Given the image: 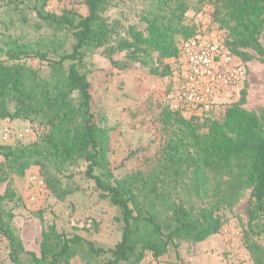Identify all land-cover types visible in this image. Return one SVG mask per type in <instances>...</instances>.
<instances>
[{"label":"trees","instance_id":"trees-1","mask_svg":"<svg viewBox=\"0 0 264 264\" xmlns=\"http://www.w3.org/2000/svg\"><path fill=\"white\" fill-rule=\"evenodd\" d=\"M29 1L35 7L39 0ZM112 1L82 0L80 8L63 10L61 16L35 7L41 20L67 29L72 36L71 51L58 55L56 60L32 53L27 45L16 41L0 49L4 56L0 59V119L28 121L44 132L36 146H0V156L12 163V170L18 175L30 163L45 170L48 162L59 174L84 163V176L93 181L99 198L108 200L119 211L120 240L113 247L104 248L50 226L42 231L36 256L24 250L0 211V235L8 242L11 263L23 264L22 256H29L27 264H69L75 256L82 255L85 264L97 260L100 264H140L147 254L158 259L173 251L177 262L172 264H184L178 255L179 243H199L218 234L225 212L249 190L245 244L254 263L264 264V248L252 240L264 236V114L257 116L240 107L245 90L236 103L224 107L219 120L212 114L186 118L166 106L161 112L162 122L176 130L159 160L164 162L160 176L139 170L118 180L111 174L106 158L107 131L94 121L90 83L86 74L79 71L84 51L103 48L108 57L126 52L127 62L110 58L111 66L120 69L127 68L129 62L140 61V53H153L156 58L149 73L166 77L173 70L165 61L176 62L179 55L181 43L177 38L188 40L196 36L184 24L187 10L182 2L147 0L139 18L145 24V33L128 26L126 38L113 39L123 26L106 22L101 15ZM45 2L42 0L43 6ZM209 3L214 9V21L227 31L224 44L229 51L243 63L251 59L246 50L262 59L264 0ZM30 59L44 61L49 69L47 76L27 66ZM65 63H69L67 68ZM34 156H43V161L32 162ZM149 165L154 166V162ZM100 169L107 172L105 179L96 174ZM45 183L58 200L75 191L62 187L52 174L45 177ZM6 199V194H0V205Z\"/></svg>","mask_w":264,"mask_h":264},{"label":"rangeland","instance_id":"rangeland-1","mask_svg":"<svg viewBox=\"0 0 264 264\" xmlns=\"http://www.w3.org/2000/svg\"><path fill=\"white\" fill-rule=\"evenodd\" d=\"M186 7L184 24L193 29L196 36H217L224 41L227 31L221 28L213 16V6L209 0H179ZM82 0H42L36 1V8L61 16L63 10L80 8ZM147 0H114L102 12L106 22L123 26L113 39L126 38V28L134 26L145 33V24L139 21L140 11ZM43 6V7H42ZM33 1L0 0V49L10 41L27 45L32 53L45 54L56 60L60 54L71 51L73 39L70 31L41 20ZM195 36V37H196ZM193 38V37H192ZM181 43V37L177 38ZM178 43V44H179ZM264 50V31L260 37ZM251 56L246 61L247 81L244 100L240 107L257 116L264 114V55L260 59L252 50L245 51ZM110 58L117 62H127V53H115L110 57L103 48H87L83 53L79 68L90 83L91 110L95 123L107 131L108 168L115 179H122L143 170L160 176L159 161L165 155L167 142L173 138L175 126H166L161 112L169 106V95L176 71V62L165 61L173 74L166 77L154 76L149 68L154 66L155 54L140 53V61L129 62L125 69L111 66ZM0 59H4L0 51ZM69 63H65L67 68ZM27 66L47 76L49 69L44 61L30 59ZM76 100L75 94L73 95ZM223 110L212 113L219 120ZM201 122V121H199ZM43 129L37 124L20 119H0V146L21 149L40 143ZM37 158L34 156L32 162ZM25 159L23 158L22 161ZM154 162V166H148ZM0 194L7 199L0 205V211L14 235L21 241L24 250L39 255L41 234L48 227L71 236L76 234L85 240L104 248L113 247L120 240L122 225L118 221L119 211L108 200L99 198L93 181L84 176L85 164L70 166L62 174L55 173L46 162L45 170L31 164L22 175L12 170L11 162L0 156ZM154 169V171H153ZM56 176L62 187L68 186L73 194L58 200L45 183V177ZM105 179L107 172L97 170ZM161 180V179H160ZM250 191L241 194L238 202L225 212L224 224L220 232L203 242H180L178 255L184 264H255L246 247L248 219L246 208ZM264 248V236L252 237ZM29 256H22L27 264ZM177 262L175 253L170 251L158 259L150 254L140 264H172ZM82 255L75 256L69 264H85ZM97 260L94 264H100ZM0 264H12L9 259L8 242L0 235Z\"/></svg>","mask_w":264,"mask_h":264},{"label":"built area","instance_id":"built-area-1","mask_svg":"<svg viewBox=\"0 0 264 264\" xmlns=\"http://www.w3.org/2000/svg\"><path fill=\"white\" fill-rule=\"evenodd\" d=\"M176 64L168 107L186 118L236 103L248 77L246 64L213 35L182 41Z\"/></svg>","mask_w":264,"mask_h":264}]
</instances>
